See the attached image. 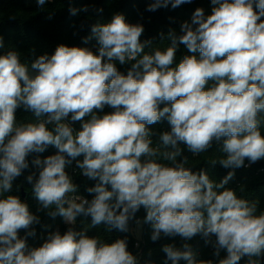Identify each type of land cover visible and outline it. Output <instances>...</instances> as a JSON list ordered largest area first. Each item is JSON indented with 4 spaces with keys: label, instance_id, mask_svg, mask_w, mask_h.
Returning a JSON list of instances; mask_svg holds the SVG:
<instances>
[{
    "label": "clouds",
    "instance_id": "9594fccd",
    "mask_svg": "<svg viewBox=\"0 0 264 264\" xmlns=\"http://www.w3.org/2000/svg\"><path fill=\"white\" fill-rule=\"evenodd\" d=\"M36 2L42 8L47 0ZM191 2L154 0L147 10ZM211 4L209 15L196 8L190 22L180 25V35L173 29L166 37L161 33V40L171 42L164 50L146 52L152 42H141L143 25L116 13L110 22L91 26L95 52L61 44L30 66L17 51L0 55V264H138L126 239L109 243L71 226L49 233L39 247H28L40 217L10 193L29 167L27 157L49 146L56 154L37 156L32 164L38 175L26 177L39 211L59 215L68 225L85 216L90 227L104 224L128 232L131 221L142 223L136 213L143 208L153 242L162 235L185 241L179 248L163 246L171 264H239L244 257L246 264H259L264 210L259 201L225 186L245 160L264 159V0ZM76 11L70 9L73 15ZM181 44L193 55L176 64ZM117 62L131 64L126 74ZM105 106L115 111L98 116ZM21 107L34 113L35 123H17ZM69 116L81 122L79 130ZM162 119L170 131L161 132L154 147L155 133L148 126ZM221 141L224 157L210 163L231 170L218 183L204 170L185 167L187 157L177 160L181 144L199 155ZM73 161L84 177L97 181L86 189L93 194L90 200L76 194L77 185L65 171ZM197 235L212 244L214 256L221 250L226 256L197 260L187 243Z\"/></svg>",
    "mask_w": 264,
    "mask_h": 264
},
{
    "label": "trees",
    "instance_id": "16d2710c",
    "mask_svg": "<svg viewBox=\"0 0 264 264\" xmlns=\"http://www.w3.org/2000/svg\"><path fill=\"white\" fill-rule=\"evenodd\" d=\"M154 0H47L46 4L41 8L38 7L36 0H0V36H3L5 47L0 49V55L9 50L17 51L20 55L22 63L28 64L37 59L40 55H52L58 45H66L69 47L89 48L97 51L96 40L92 37L91 26L94 24H103L110 22L112 16L116 13L123 14L126 22L132 24H142L144 32L140 38L141 42L151 41L152 46L145 49L151 52L157 48L166 49L170 45V41L165 38L161 40V33L165 37L170 29L175 30L180 35V25L184 21L191 20L192 14L196 8H202L205 15L211 14V0H192L191 3H185L173 9L171 5L167 8H159L156 11H148L149 4ZM231 2V0H230ZM75 8L76 14H72L70 9ZM87 8V11L82 9ZM102 10V11H100ZM264 20V18H262ZM87 38V39H86ZM185 55H193L184 45H179L175 63ZM195 55H199L196 53ZM117 68L121 73L126 74L131 67L130 63L120 65L117 62ZM164 104H161L162 108ZM115 111L109 106H105L102 111H97L98 116H103ZM17 123H35L37 118L31 111H25L23 107L16 110ZM46 119V116L41 117ZM70 119V116H69ZM90 117H85V120ZM264 119V117H262ZM73 128L79 130L81 122H71ZM50 128L52 126H49ZM155 133L152 137L153 146L159 142V134L164 131H170V124L166 119L148 126ZM261 132L264 134V123L261 125ZM182 155L177 158L178 161L187 157L188 163L185 167L190 168L193 172L204 170L214 182L218 183L231 169L223 168L219 163L213 165L212 160H219L224 157V153L220 151L222 141L213 142L212 148L208 152L194 155L183 144ZM57 149L49 146L43 153H34L27 157L29 167L25 169L21 176L13 182V188L10 194L18 195L20 199L27 203L31 213L40 217V223L34 225L35 235L27 238L29 248H35L42 245L51 232L59 230L64 233L70 226L76 230H87L90 237H99L105 242H114L117 239H126L128 250L137 257L138 264H171L166 254L162 251L164 245L173 244L177 248L181 247L185 241L179 236L164 237L155 242L151 240L152 227L150 223H143L146 212L141 208L136 213V218L140 219L144 233L142 239H137L134 235V228L137 226L135 220L130 222L129 231L121 232L115 229H108L104 224L90 227L91 218L79 216L75 225H68L59 215L50 217L46 211H39L38 200L32 194V185L27 182L26 177L33 172L38 175V169L32 164V161L39 156L41 159L56 154ZM82 156L77 159L82 160ZM162 163H170L168 161H158ZM249 164L245 160V165ZM76 170L73 174L72 171ZM65 171L70 175L73 183L77 185V194L91 199L93 194H89L86 189L93 187L97 181L89 180L84 177L79 168L73 163L67 166ZM236 191L241 196L250 201H259V208L264 210V159L256 163L249 164V167L243 166L235 170L234 177L225 186ZM29 194L27 198H23L22 190ZM54 210V206L53 209ZM259 214V212L257 213ZM20 237L25 236V230H20ZM215 240V237H212ZM140 242V247H135V242ZM193 252L196 254L197 260H213L214 262L226 256V251L221 250L220 256L213 255L214 248L211 243H205V239L200 235L195 236L190 241ZM248 257L242 258L239 264H246ZM259 264H264V255L258 258ZM180 264H186L181 260Z\"/></svg>",
    "mask_w": 264,
    "mask_h": 264
},
{
    "label": "rangeland",
    "instance_id": "374dc122",
    "mask_svg": "<svg viewBox=\"0 0 264 264\" xmlns=\"http://www.w3.org/2000/svg\"><path fill=\"white\" fill-rule=\"evenodd\" d=\"M143 233H144V230H143V227L141 225H137L135 228H134V235L137 239H142L143 238Z\"/></svg>",
    "mask_w": 264,
    "mask_h": 264
},
{
    "label": "built area",
    "instance_id": "2783aa9c",
    "mask_svg": "<svg viewBox=\"0 0 264 264\" xmlns=\"http://www.w3.org/2000/svg\"><path fill=\"white\" fill-rule=\"evenodd\" d=\"M68 122H70V119L68 118ZM73 165H76V162L75 161H73ZM246 167H249V164L247 163L246 165H245ZM76 172V170H74V171H72L71 173H75ZM77 194V193H76ZM78 195V194H77ZM135 247L136 248H139L140 247V242L139 241H136L135 242Z\"/></svg>",
    "mask_w": 264,
    "mask_h": 264
},
{
    "label": "water",
    "instance_id": "95a60500",
    "mask_svg": "<svg viewBox=\"0 0 264 264\" xmlns=\"http://www.w3.org/2000/svg\"><path fill=\"white\" fill-rule=\"evenodd\" d=\"M28 194L29 193L27 191H25L24 189L22 190V196H23V198H27Z\"/></svg>",
    "mask_w": 264,
    "mask_h": 264
}]
</instances>
